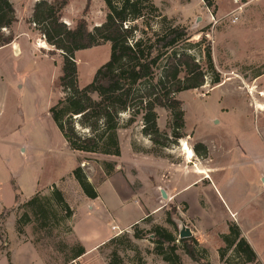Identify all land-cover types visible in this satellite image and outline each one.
<instances>
[{"label": "rangeland", "instance_id": "obj_1", "mask_svg": "<svg viewBox=\"0 0 264 264\" xmlns=\"http://www.w3.org/2000/svg\"><path fill=\"white\" fill-rule=\"evenodd\" d=\"M37 1L40 0H11L16 22L22 27L33 29L28 26L27 21ZM209 1L212 7L206 14H211L214 22L208 16V21L197 22L192 19L189 25L183 27L187 28L191 43L204 40V43L194 49V53L204 51L206 43L210 44L212 63L215 71L220 74L222 84L212 87V76H209L201 88L176 95L184 111L185 137L168 148H155L148 138L140 137V118H136L131 126H126L128 113L121 116L120 129L117 132L119 145L135 141L136 146L144 149L150 156H162L173 162L180 160L182 151L187 159H193L195 154L192 148L197 143L207 146L212 161L205 164L212 168L219 164L223 168L212 176L208 173V176L212 178L218 194L229 202V206L238 210L242 227L248 231L247 238L253 244L259 261L264 264V189L260 186L256 188L251 170L247 166L239 165L245 163V156L241 153L242 144L250 142L255 146L254 123L260 129V119L264 117V105L258 106L263 107L261 112H256V108L250 103L255 90H248L240 81L241 78L249 79L264 68V0ZM85 4L86 0H68V5L62 12V22L68 28H74L79 19L86 21L90 31L104 22L108 11L102 0H91L87 13H83ZM190 6L195 8L194 0H191ZM235 13L239 17L236 24L231 21ZM199 15L203 17L204 13ZM145 21L152 30L143 25L142 21H138L137 36L143 35V32L150 37L151 32L160 27L159 20L153 19V16H148ZM12 32L10 29L5 33ZM35 43L37 47L46 49L48 55L35 57L34 53H25L15 59L7 51L0 53V235L3 239L0 254L8 258L9 233L12 241L16 240L14 234L17 233L18 240L29 242L47 264H79L76 261L70 262L77 242L71 231V220L64 218V213L51 197L52 188L56 187L65 193L77 210L75 224L78 233L85 236L88 231L84 227V220L89 211L80 202L81 191L73 179V170L81 167L87 180L92 185H97L105 179L102 169L104 162L128 165L125 163L128 156L126 148H123L121 160L73 152L67 147L48 114L49 107L63 95L56 86L62 57L46 43L40 44L37 40ZM109 52L110 45L106 43L75 53L79 88L92 81L96 70L107 62ZM256 54L263 58H251ZM197 58L203 69H206V61ZM160 71L161 66L155 71V79ZM245 96L249 98L246 100ZM155 111L159 130L170 135L169 113L161 108H156ZM196 158L199 159L195 155L193 162L201 164ZM189 166L193 167V164ZM195 173L204 172L195 170ZM202 181L195 191L185 194L191 204V212L200 215L198 205L204 203L209 214L219 220L222 212L224 213L223 207L213 189H208ZM132 184L137 186V182ZM113 190L114 185H104L100 189L101 197L110 199L114 219L124 224L133 219L130 212L132 207L115 201ZM32 198H36L34 205H26ZM164 205L159 213L135 226L144 235L143 239H133V228L116 234L114 241L100 249V259L108 260L116 252L123 264H165L153 253L154 245L150 242L152 236L146 233L158 225L171 231L179 240L180 231H194L196 223L187 214L186 204L180 200ZM93 216L90 223L101 236L103 232L99 224L102 223V218L99 212L93 213ZM168 216L174 222L176 230L165 222ZM231 223L237 225L235 222ZM126 234L129 238L124 236ZM213 245L212 241L207 243L211 249ZM177 254L184 264H195L180 249ZM3 263L4 261H0V264ZM83 264L101 263L93 254L85 258Z\"/></svg>", "mask_w": 264, "mask_h": 264}, {"label": "trees", "instance_id": "obj_2", "mask_svg": "<svg viewBox=\"0 0 264 264\" xmlns=\"http://www.w3.org/2000/svg\"><path fill=\"white\" fill-rule=\"evenodd\" d=\"M102 1L107 15L104 22L91 31L84 19H79L72 29L62 22V12L68 0H40L32 8L28 23L62 57L56 86L63 95L49 107V118L73 152L120 157L117 132L121 116L126 113L129 114L126 126H131L136 118H140L141 135L148 138L155 148H168L185 137L184 111L176 95L201 88L209 76H212V87L221 83L220 74L212 63L210 44L206 43L204 51L194 53V49L204 40L191 43L187 28L175 25L173 20L162 15L151 0ZM203 3L207 9L212 7L209 0H203ZM90 5L91 0H86L83 13L88 12ZM148 16L159 20L160 27L152 31L150 37L143 32V35L137 36L138 21L152 30L145 21ZM16 21L11 0H0V47L12 42V34L5 32ZM106 43L110 45L107 62L96 70L87 86L79 88L75 53ZM197 57L206 61V69H203ZM159 66L161 71L155 79V71ZM156 108L169 113L170 135L159 130ZM192 149L197 157L207 158V149L203 144L197 143ZM115 167L114 163L104 162V177L111 176ZM72 176L83 196L90 200L98 197L96 188L87 180L81 167L75 168ZM51 197L64 213V218L70 220L73 212L63 193L53 187ZM35 202L36 198H32L26 205L32 206ZM165 222L176 230L170 216ZM135 226L132 227L133 239H143L144 235ZM17 231L20 233V230ZM146 235L152 236L150 242L154 245L153 253L165 264H184L177 254L179 249L195 264H210L208 252L192 237L177 240L171 231L158 225ZM124 236L127 237V234ZM220 238L224 244L217 251L221 262L259 264L256 253L241 236L236 224H228V233ZM0 241L2 244V235ZM83 254V248L77 244L70 261ZM106 264L123 262L113 252Z\"/></svg>", "mask_w": 264, "mask_h": 264}, {"label": "crops", "instance_id": "obj_3", "mask_svg": "<svg viewBox=\"0 0 264 264\" xmlns=\"http://www.w3.org/2000/svg\"><path fill=\"white\" fill-rule=\"evenodd\" d=\"M151 1L154 6L159 9L162 15L173 20L175 25L187 26L191 23L192 19H196L197 22L200 20H209L208 16H210V14H206L208 9L205 7L203 0H194V9L190 6L191 0H178L177 3L174 0ZM175 5L176 8L173 9ZM199 13H204V16H200ZM28 21V26L33 29H29L28 27L24 28L18 22H15L8 29V31H10V29L13 30L11 33L13 40L10 44L0 47V53L7 51L8 54L15 59L21 57L25 53H34L35 57H45L48 55V51H46V49L36 46V40L40 41V44L42 42H46L35 30L34 26L28 23ZM238 22L239 17L236 23ZM40 50H44V52ZM251 58L260 60L263 57L256 54L255 57L252 55ZM240 81L243 83L245 88L248 90H255V93L258 94L257 96L255 93L254 95L251 93L252 97L250 99V103L254 105L256 112H261L260 109H258V106L264 105V68L260 72L251 76L249 79L243 80V78H241ZM221 84L222 81L219 85H217V87ZM245 98L247 100L249 97L245 96ZM256 120L258 121V118H256ZM260 120H262L260 129H258V125L254 123L255 146H253L250 142H244L242 144L243 150L241 153L245 156V163H240L239 165L247 166L254 175L253 177L256 188L260 186L264 189V117ZM140 137L145 138L141 134ZM205 147L207 149V158H199L200 160L196 158V160L201 163L198 165L193 162L195 155L193 159L189 160L186 158L183 151L180 160L173 162L171 159L162 156H150L144 149H139L136 146L135 141L132 143L129 142L125 145L120 144V157H117V159L119 158L122 160L123 148H126L128 161L125 163L128 165H116L114 173L111 176L106 177L103 181H101V183L94 185L98 194V197L95 200L87 199L83 196L82 192L79 196L80 202L84 203L89 211L84 220V227L88 231V234L85 236L78 233V229L75 224L77 210L71 205L65 193L62 192L67 205L73 212L70 219L72 222V234L77 244H79L84 250V254L73 261L83 264V260L85 258L94 254L101 264H106L107 260L102 261V259H100L99 251L109 240L117 236L116 234L128 232L134 225L143 222L148 217L156 215L160 212V210H162L163 206H165L164 204L167 202L177 200L186 204L187 214L194 219L196 225L194 227V231L190 232L191 237L197 241L201 248L208 252V260L210 264H215V261H218L217 264H223V262L219 260L217 251L224 247L220 236L228 233V224L231 222L237 223L241 236L256 253L253 244L247 238V229L244 230L242 227L238 210L235 209V207L229 206V202L222 195H220V193L218 194L212 178L208 176V173L212 176L216 173V171H220L223 168L219 164L215 168L205 164V162L212 161L210 150L207 146ZM112 158L116 159V157ZM190 164H193V167L189 166ZM194 167H196V169ZM195 170L203 171L204 173L197 174L195 173ZM201 180H203L202 182L205 183L208 189L209 187L213 189L223 207L224 213L222 212L221 219L219 220H216V217L209 214L208 207L204 203L198 205V208L201 211L200 215H194L191 212V204L185 194L195 191L196 188L202 184ZM132 182H137V186H133ZM107 184L114 185L112 193L115 201H118L120 205L123 204V206L132 207V209H130V212H132L133 215L132 220L122 224L119 220L114 219L112 208L110 206V199L106 200L105 198H102L100 193V189ZM162 191L165 193L167 197L166 199L162 198ZM98 212L102 218V223L99 224L103 232L101 236H99V233L94 225L90 223V221L94 218L93 213L98 214ZM91 215L93 217H91ZM14 221L15 220H13V223ZM11 237L12 235L9 233L8 258L7 256L0 254V261H4L3 264H47L29 242H20L17 238V233L14 234L16 239L15 241H12ZM211 241L214 242L212 249L207 246V243ZM1 245L0 241V248ZM257 258H259L258 255ZM70 262H72V260ZM260 263L261 262L259 261V264Z\"/></svg>", "mask_w": 264, "mask_h": 264}, {"label": "water", "instance_id": "obj_4", "mask_svg": "<svg viewBox=\"0 0 264 264\" xmlns=\"http://www.w3.org/2000/svg\"><path fill=\"white\" fill-rule=\"evenodd\" d=\"M161 196L163 199L167 198L163 191L161 192ZM190 237H191V233L188 230H181L179 233V239H185V238H190Z\"/></svg>", "mask_w": 264, "mask_h": 264}, {"label": "built area", "instance_id": "obj_5", "mask_svg": "<svg viewBox=\"0 0 264 264\" xmlns=\"http://www.w3.org/2000/svg\"><path fill=\"white\" fill-rule=\"evenodd\" d=\"M210 19H211L212 22H214L213 16H212L211 14H210ZM237 20H238V15L235 13V14L232 16L231 21H232V23H236Z\"/></svg>", "mask_w": 264, "mask_h": 264}, {"label": "bare ground", "instance_id": "obj_6", "mask_svg": "<svg viewBox=\"0 0 264 264\" xmlns=\"http://www.w3.org/2000/svg\"><path fill=\"white\" fill-rule=\"evenodd\" d=\"M258 109H263V107H258ZM184 148V147H183ZM184 151H186L185 149H184Z\"/></svg>", "mask_w": 264, "mask_h": 264}]
</instances>
